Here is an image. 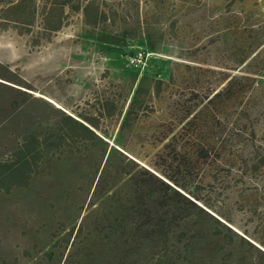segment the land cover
I'll use <instances>...</instances> for the list:
<instances>
[{
	"label": "rangeland",
	"instance_id": "rangeland-1",
	"mask_svg": "<svg viewBox=\"0 0 264 264\" xmlns=\"http://www.w3.org/2000/svg\"><path fill=\"white\" fill-rule=\"evenodd\" d=\"M105 102L107 150L161 156L199 208L124 242L135 169L112 153L92 195L106 147L73 146L0 191V264H264V0H1L0 162Z\"/></svg>",
	"mask_w": 264,
	"mask_h": 264
},
{
	"label": "trees",
	"instance_id": "trees-1",
	"mask_svg": "<svg viewBox=\"0 0 264 264\" xmlns=\"http://www.w3.org/2000/svg\"><path fill=\"white\" fill-rule=\"evenodd\" d=\"M19 6L20 3L17 2L15 8ZM76 10L79 9L77 8ZM97 11V8H94L91 4L82 9V13L86 18L96 19L98 16ZM230 85L228 84L223 90L214 94L209 102L212 103L227 94L230 91ZM131 110L132 106L130 105L128 112L124 116V122L129 118ZM94 116L95 119H91L80 114L76 116L77 118H74L73 116L62 114V117L53 126L52 131L45 133L42 137L33 134L27 135L20 147L12 153L10 161L8 163L0 162V191L9 193L13 189L27 188L37 171L38 164L42 163L46 157L55 156L60 152L65 154L66 149L73 146L85 147L92 145L95 141H99L106 147L103 151V156L106 155V158L104 165L101 166L99 164L95 170L94 178L97 177V180L94 184L92 195L97 193L104 179L112 153L116 152L123 162L131 165L136 171V174L129 178L132 182V193L125 198L126 203L130 205V209L124 206L116 210L117 214L120 210L123 215H131L133 222L138 224V228L133 233L130 231L128 234L124 232L121 235L124 242L130 238V235H132V239L145 240L148 230L146 228L153 226L157 228L163 223L157 221L162 214L161 210H165L164 214L166 215L179 210L175 200L189 207L199 208L197 205L199 199L195 195L188 193L189 191H186L185 186L170 175L173 168L172 164L165 165L166 162L161 159V156L158 157V162H162V164L144 163V165H141V159L135 157L133 159V156L127 154L123 148H120L119 151L115 148L107 150V145L103 139L106 138V134L100 130L96 121L99 118L111 117L106 102L104 104L101 103V107ZM124 167H126L125 164ZM81 225L82 222L78 227V232L81 231ZM76 235L77 232L75 237ZM125 247L123 246L124 250ZM1 264L6 263L2 262Z\"/></svg>",
	"mask_w": 264,
	"mask_h": 264
},
{
	"label": "built area",
	"instance_id": "built-area-1",
	"mask_svg": "<svg viewBox=\"0 0 264 264\" xmlns=\"http://www.w3.org/2000/svg\"><path fill=\"white\" fill-rule=\"evenodd\" d=\"M145 59V54L143 52H135L128 55L127 62L129 65L135 66L141 64Z\"/></svg>",
	"mask_w": 264,
	"mask_h": 264
},
{
	"label": "bare ground",
	"instance_id": "bare-ground-1",
	"mask_svg": "<svg viewBox=\"0 0 264 264\" xmlns=\"http://www.w3.org/2000/svg\"><path fill=\"white\" fill-rule=\"evenodd\" d=\"M37 96H39V97H41V98H43V99H46V100H48L49 102H52L51 100H49V99H47V98H45V97H43V96H41V95H37ZM53 103V102H52ZM54 104V103H53Z\"/></svg>",
	"mask_w": 264,
	"mask_h": 264
}]
</instances>
